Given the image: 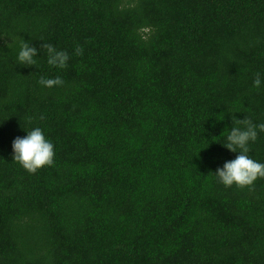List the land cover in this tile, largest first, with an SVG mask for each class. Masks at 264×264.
<instances>
[{"label":"trees","instance_id":"obj_1","mask_svg":"<svg viewBox=\"0 0 264 264\" xmlns=\"http://www.w3.org/2000/svg\"><path fill=\"white\" fill-rule=\"evenodd\" d=\"M0 38V264H264V179L214 176L234 118L264 123V0H0ZM32 127L55 146L35 174L11 150Z\"/></svg>","mask_w":264,"mask_h":264},{"label":"clouds","instance_id":"obj_2","mask_svg":"<svg viewBox=\"0 0 264 264\" xmlns=\"http://www.w3.org/2000/svg\"><path fill=\"white\" fill-rule=\"evenodd\" d=\"M5 37L10 40V43L6 42V46L17 42L12 36ZM42 48L49 66L61 70L68 67L70 55L67 51L46 42L42 44ZM74 54L82 55L83 49L77 47ZM38 58L37 48L30 46L28 41H18L15 58L17 66H35ZM38 83L44 88L51 89L62 87L64 80L60 76L52 78L42 76ZM252 87L257 90L264 88V74L255 73ZM26 123L31 124L32 117H26ZM25 132L26 135L17 136L11 142L12 160L29 174H35L42 167H52L55 163V146L45 136L44 131L40 127H32ZM260 133H264V123H254L250 118L241 120L234 118L231 129H225L221 133L224 137L223 146L230 152L236 153V156L215 170L214 176L218 183L224 187L235 185L244 188L251 187L257 179H264V163L254 160L249 155L251 145L257 142Z\"/></svg>","mask_w":264,"mask_h":264}]
</instances>
